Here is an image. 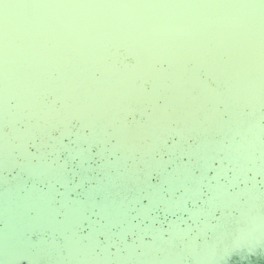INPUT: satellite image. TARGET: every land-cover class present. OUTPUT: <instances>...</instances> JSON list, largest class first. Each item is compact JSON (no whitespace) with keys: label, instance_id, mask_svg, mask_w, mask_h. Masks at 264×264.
<instances>
[{"label":"clouds","instance_id":"9594fccd","mask_svg":"<svg viewBox=\"0 0 264 264\" xmlns=\"http://www.w3.org/2000/svg\"><path fill=\"white\" fill-rule=\"evenodd\" d=\"M221 112L226 157L264 151V0H0L14 139L80 119L135 149Z\"/></svg>","mask_w":264,"mask_h":264},{"label":"water","instance_id":"95a60500","mask_svg":"<svg viewBox=\"0 0 264 264\" xmlns=\"http://www.w3.org/2000/svg\"><path fill=\"white\" fill-rule=\"evenodd\" d=\"M225 118L135 149L80 119L0 125V264H264V151L226 157Z\"/></svg>","mask_w":264,"mask_h":264}]
</instances>
